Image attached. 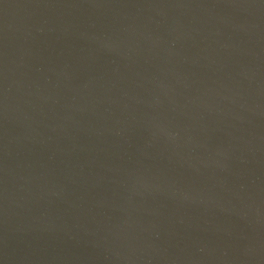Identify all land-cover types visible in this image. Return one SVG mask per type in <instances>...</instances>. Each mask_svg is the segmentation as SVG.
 I'll list each match as a JSON object with an SVG mask.
<instances>
[{
  "label": "water",
  "instance_id": "1",
  "mask_svg": "<svg viewBox=\"0 0 264 264\" xmlns=\"http://www.w3.org/2000/svg\"><path fill=\"white\" fill-rule=\"evenodd\" d=\"M0 264H264V0H0Z\"/></svg>",
  "mask_w": 264,
  "mask_h": 264
}]
</instances>
